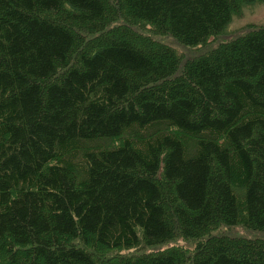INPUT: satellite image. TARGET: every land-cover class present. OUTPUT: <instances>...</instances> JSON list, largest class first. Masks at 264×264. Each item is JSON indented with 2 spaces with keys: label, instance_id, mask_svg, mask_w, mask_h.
<instances>
[{
  "label": "trees",
  "instance_id": "obj_1",
  "mask_svg": "<svg viewBox=\"0 0 264 264\" xmlns=\"http://www.w3.org/2000/svg\"><path fill=\"white\" fill-rule=\"evenodd\" d=\"M253 2L0 0V264H264Z\"/></svg>",
  "mask_w": 264,
  "mask_h": 264
},
{
  "label": "rangeland",
  "instance_id": "obj_2",
  "mask_svg": "<svg viewBox=\"0 0 264 264\" xmlns=\"http://www.w3.org/2000/svg\"><path fill=\"white\" fill-rule=\"evenodd\" d=\"M264 25V2H253L247 3L243 5L239 11V13L232 15L230 22L226 27V31L223 35L219 37L213 38L209 44L199 46V47H184L180 45L175 38L169 35L160 36L158 39L163 43L174 47L182 56L183 60L187 58H192L197 56L203 52H206L213 46L217 45L219 42H224L229 40L231 37L237 35L243 30L247 29L250 26H260ZM145 31L146 30H142ZM114 41H120L121 39L117 36L112 38ZM130 44L133 47H137L136 43L130 41ZM229 235H239V236H256L257 234H264V232H256V231H246L243 227H236L227 231ZM176 243L179 245H183L185 247H193L194 243L186 241L184 239L176 240Z\"/></svg>",
  "mask_w": 264,
  "mask_h": 264
}]
</instances>
